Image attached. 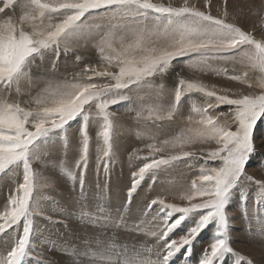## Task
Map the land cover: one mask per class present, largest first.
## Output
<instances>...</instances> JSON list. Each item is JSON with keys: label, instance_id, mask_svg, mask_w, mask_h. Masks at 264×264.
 <instances>
[{"label": "snow or ice", "instance_id": "obj_1", "mask_svg": "<svg viewBox=\"0 0 264 264\" xmlns=\"http://www.w3.org/2000/svg\"><path fill=\"white\" fill-rule=\"evenodd\" d=\"M18 3L22 12L18 23L11 19L0 23V93L8 94L0 95V179L8 177L15 185L9 189L4 210L0 211V234L15 233L9 236L6 255L0 253V264H24L25 258L34 254V238L40 233L37 218L52 221L43 206L46 197L41 190L53 185L36 173L32 164L56 144L63 145L65 152L69 150L73 121L78 124V159L74 168L62 167L61 173L72 184L74 193L79 186V218L102 229L129 228L156 240L155 245L143 249L121 250L110 241H90L86 251L64 249L74 258L73 264L82 256L91 259L79 264H172L181 249L189 258L193 242L208 228L212 229L210 243L202 250L198 264H222L229 254L235 257L233 264H252L231 247L228 210L236 190L243 193L251 184L256 185L258 202L264 204V181L255 180L247 172L249 160L257 154L256 140L264 146V131L256 134L258 121L264 119V92L232 98L226 91L209 89L177 73L180 78L168 94L164 80L174 63L180 61L195 71L212 72L241 83L248 80L249 70L258 71L260 87L264 88V38L257 40L229 23L226 7L222 16H214L189 0L180 6L153 0H0V15L9 9L15 11ZM204 6L208 7V0ZM93 34L98 37L94 47L104 71L86 66L83 73H91L87 79L50 82L23 104L11 98L13 90L20 95L19 84L29 77L37 61L47 57L55 70L62 54L67 56L74 45ZM222 63L239 64L242 70L229 73L220 66ZM93 77L106 82H94ZM145 88L150 95L141 104L147 106L141 107L136 118L145 121L144 134L153 142L147 145L148 155L142 164L130 171V186H126V194L113 209L108 192L116 156V123L109 107L124 101L126 91ZM193 93L200 95L193 98ZM200 97L205 98L202 105L198 103ZM184 103L191 108L188 126L170 139L159 140L157 132L163 122L174 120ZM223 106H228L227 112L219 111ZM145 111L147 117L143 116ZM222 117L227 119L222 122ZM91 123L99 124L98 152L102 154L97 156V168L103 167L108 176L103 184L98 181L91 193L96 203L94 211L89 212L85 209L90 195L86 174ZM211 142L219 147L209 151L206 159L219 160L220 165H201L190 184L179 186V199L187 201L186 206L168 203L157 195L133 210L139 188L147 179H151V188L159 174L195 155L184 150L186 146ZM169 148L179 151L159 155ZM133 158H138L135 152L129 155L130 164ZM129 219L139 223L129 225ZM190 219L193 223L184 234L172 238L176 229ZM259 231L264 235V227ZM36 255L37 264H50L40 253Z\"/></svg>", "mask_w": 264, "mask_h": 264}, {"label": "rangeland", "instance_id": "obj_2", "mask_svg": "<svg viewBox=\"0 0 264 264\" xmlns=\"http://www.w3.org/2000/svg\"><path fill=\"white\" fill-rule=\"evenodd\" d=\"M153 2L180 6L184 3V0H153ZM189 3L200 8L202 11L210 12L214 16H222L226 7L228 11L227 21L229 23H234L238 27H241L242 30L251 33L257 40L264 38V0H227V2L226 0H208V7L204 6L205 0H189ZM0 6L3 5L0 4ZM21 14V8L18 3L15 11L9 9L0 15V23H3L6 19H11L18 23ZM96 22L100 21L97 20ZM96 39L98 37L93 34L87 41L81 40L79 45H74L72 51L67 56L62 54L55 70L51 68V60L47 57L42 61L43 66L34 65L31 68L29 77L22 80L19 84L20 95L17 96L15 90H13L11 98L18 99L23 104V101L30 100L31 97L35 96L50 82L55 84L65 78L71 80L73 77H76V79H87L91 73L87 75L83 73L82 70L86 66L95 67L97 71H104V66L99 62L100 57L94 47ZM77 56L80 57L79 61L76 60ZM220 66L227 69L229 73L240 72L242 70L239 64L222 63ZM177 73L185 79L202 83L209 89H215L221 93L226 91L232 98H237L241 95H259L264 92V88L260 87V73L258 71L249 70L248 77L251 78L255 74V77H257L256 88L251 89L250 84H248L249 78L245 83H241L240 81L229 80L224 76H219L212 72L195 71L186 67L182 62L177 61L173 65L171 74L164 80L167 86L166 93L168 94L172 92L173 86L180 78ZM93 81L98 83L106 82L104 78L100 77H93ZM157 81H159V78H157ZM0 95L6 96L8 94L0 93ZM149 95L150 92L147 88L131 92L126 91V99L124 101L112 104L109 107V111L114 113L113 120L116 123L113 133V148L116 156L111 166L108 192L109 203L113 209L118 206L126 194V186H130V171L137 170L138 166L142 164L143 158L148 155L149 150L147 145L153 142L147 139L144 134L145 121L143 119L137 120L136 118V114L140 111L141 107L147 106L146 103L142 105L141 101H144ZM199 95L198 93L192 94L193 98ZM165 99H167V96ZM204 99V97H200L198 103L202 105ZM23 106L27 107L28 105L25 104ZM219 111L227 112L228 106H223ZM190 113V105L188 103L182 104L181 111L175 116L174 120L163 122V127L157 132L159 140L170 139L182 133L188 126V116ZM147 115V111L143 112L144 117H147ZM221 119L224 122L227 118L222 117ZM262 120L263 126L261 125L260 131H264V119L258 121L257 124L258 128ZM147 123L151 124V121H147ZM98 131L99 124L91 123L89 125V169L86 174V188L90 190V195L87 201L89 207L85 209L89 212L94 211L96 203L92 199L91 193L95 192L97 182L99 181L103 184L105 178L108 176V173L104 172L103 167L97 168V156L98 154H102L98 152V148L101 146L97 138ZM69 145L67 152L64 151L61 144L49 147L47 154L35 160L32 164L34 171L40 176L47 178L53 185L50 188L41 190L46 197L42 201L43 206L48 210L49 215L52 216V221L50 222L44 217L37 218L40 233L34 238L36 244L34 254L26 257L24 264H37L38 256L36 253H40L50 264H73L74 258L69 256L64 249L71 248L86 251V246L90 241L115 242L121 250L143 249L155 245L156 240L151 236L145 235L143 232H133L129 228L102 229L95 225L86 224L79 218L81 208L76 203L79 186L77 185L76 192L74 193L72 184L61 173L62 167L74 168L75 160L78 159L79 137L77 121L71 122ZM256 146L257 154L249 160L247 172L255 180L264 181V155L261 154L264 153V146L260 144L259 139L256 140ZM218 147L219 145L215 142L195 143L186 146L184 150L193 152L195 155L184 162H177L174 168L159 174V179L151 188L149 187L151 179H147L139 188V194L136 196L133 210H135L137 205L150 201L157 195H160L168 203L186 206L187 201L179 199V195L181 194L179 186L190 184L191 180L199 174L201 165L218 167L220 165L219 160L212 161L206 159L207 153L216 150ZM176 151H179V149L169 148L165 153L159 155H167L169 152L174 153ZM133 152L136 153V157L138 158H133V163L130 164L129 155ZM20 179H22V173ZM14 186V182L8 177L0 179V211L4 210L9 189L14 188ZM256 192V185L251 184L243 190V193L237 189L233 195L228 210L232 225L231 247L235 252L246 257V261L250 260L252 264H264V258H262L264 257V235H261L259 231L261 227H264V204L258 202ZM242 196L243 201H241ZM242 203L244 207L241 206ZM136 223H139V221L128 220L129 225ZM191 223H193V219L185 221L172 234V238L178 239L179 235L184 234ZM13 235L15 233L11 231L7 236L0 234V253L6 255V244L9 236ZM211 235L212 229H205L193 242L191 256L186 259L183 255L184 249H181L172 264H198L202 250L210 243ZM52 245H55V247H52ZM146 255L155 259V256L152 254L146 253ZM89 259L91 257L88 256L75 258L76 264H79L81 260L87 262ZM234 259L235 257L229 254L222 264H233Z\"/></svg>", "mask_w": 264, "mask_h": 264}, {"label": "bare ground", "instance_id": "obj_3", "mask_svg": "<svg viewBox=\"0 0 264 264\" xmlns=\"http://www.w3.org/2000/svg\"><path fill=\"white\" fill-rule=\"evenodd\" d=\"M40 65H42L43 66V62H41V61H37V65L36 66H39L40 67ZM41 66V67H42ZM38 67V68H39ZM41 69V68H40ZM35 70V69H34ZM252 75V74H251ZM256 75V74H255ZM255 75H253V77H248L249 78V82H248V84H250L251 85V89H255L256 88V79H257V77H255ZM259 80H260V77H259ZM262 123H263V120L260 122V125L258 126V128H257V130H256V134H259V131H260V128H262L261 127V125H262ZM173 126V125H172ZM263 126V125H262ZM261 132V131H260ZM116 145V144H115ZM239 223V222H238ZM236 232V231H235ZM235 236V235H234ZM236 237V236H235ZM103 242V241H102ZM261 248V247H260ZM254 249V248H253ZM85 250V249H84ZM88 250V249H87ZM257 250V249H256ZM258 253V252H257ZM264 253V252H263ZM262 254V253H261ZM262 258H264V257H262ZM257 259V258H256ZM264 262V261H263Z\"/></svg>", "mask_w": 264, "mask_h": 264}]
</instances>
